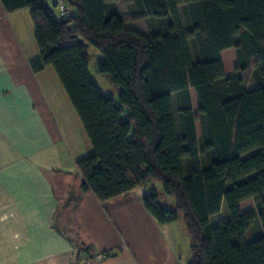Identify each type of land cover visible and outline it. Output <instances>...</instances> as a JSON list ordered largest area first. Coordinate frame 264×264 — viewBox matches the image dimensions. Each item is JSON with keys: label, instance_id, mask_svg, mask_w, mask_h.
I'll list each match as a JSON object with an SVG mask.
<instances>
[{"label": "trees", "instance_id": "trees-1", "mask_svg": "<svg viewBox=\"0 0 264 264\" xmlns=\"http://www.w3.org/2000/svg\"><path fill=\"white\" fill-rule=\"evenodd\" d=\"M69 2L76 15L62 19L46 0H0L6 14L29 11L39 51L30 67L54 70L90 141L76 163L82 191L103 204L149 188L144 207L159 224L181 219L188 264H264V0H125L150 38L125 28L117 0ZM90 47L118 102L90 79ZM229 49L237 65L226 75ZM247 200L254 209L241 213ZM223 206L228 220L211 227ZM257 221L263 235L253 238Z\"/></svg>", "mask_w": 264, "mask_h": 264}, {"label": "crops", "instance_id": "crops-1", "mask_svg": "<svg viewBox=\"0 0 264 264\" xmlns=\"http://www.w3.org/2000/svg\"><path fill=\"white\" fill-rule=\"evenodd\" d=\"M117 8L127 30L150 38L148 22L133 20L125 0H117ZM88 51L101 61L97 50ZM38 54L29 11L6 14L0 4V264H188L190 241L181 219L159 224L144 207L149 188L103 204L82 191L76 163L92 147L54 70L33 73L29 62ZM225 55L234 70L235 50L221 53L229 75ZM94 74L99 90L98 83L108 86L96 69ZM190 97L193 106V90ZM152 186L161 204L162 190ZM169 204L164 207L171 211L174 201ZM239 209L252 211L253 200ZM228 218L223 206L210 226ZM250 232L253 238L263 235L256 222ZM96 254L106 259L98 262Z\"/></svg>", "mask_w": 264, "mask_h": 264}, {"label": "rangeland", "instance_id": "rangeland-1", "mask_svg": "<svg viewBox=\"0 0 264 264\" xmlns=\"http://www.w3.org/2000/svg\"><path fill=\"white\" fill-rule=\"evenodd\" d=\"M228 55H225L224 57V62H226V65L228 66V68H231V65L229 66L228 65ZM98 63V59L97 57H94V56H91V60L89 62V74H90V77L92 78L91 80H95V74H94V69H96V65ZM231 70H233V67L231 68ZM231 72V71H230ZM53 73V72H52ZM54 76V79L57 81V78L55 76V74H53ZM243 79H244V84H245V87L249 90V89H252V87L255 85L253 79H252V66L243 74ZM106 81V80H105ZM108 86H103V85H100L98 83V86H100V90H101V94L104 95V96H109L112 94L113 91H115V89L110 85L108 84V82H106ZM57 84L59 85L60 87V84L59 82L57 81ZM112 91V92H111ZM117 92V91H116ZM115 93V92H113ZM116 96L115 97V100L116 102H118V98H117V95H114ZM193 112L195 115H197V107H196V101L193 102ZM196 130H197V134L198 136H200V126H199V123L197 122L196 123ZM155 186H157L158 188H161V186L158 184V183H154ZM163 195V194H162ZM161 204L163 206H167V205H170L169 203L173 202V200L169 197H166L163 195V198H161L160 200ZM251 203V202H250ZM249 205H252V204H247L244 209H249ZM225 213L227 215V210H225ZM256 223L259 224V222L257 221Z\"/></svg>", "mask_w": 264, "mask_h": 264}, {"label": "built area", "instance_id": "built-area-1", "mask_svg": "<svg viewBox=\"0 0 264 264\" xmlns=\"http://www.w3.org/2000/svg\"><path fill=\"white\" fill-rule=\"evenodd\" d=\"M47 3L52 6L58 16L62 19H71L76 15L75 9L71 6L69 0H46ZM93 258L98 261L102 262L106 259L104 254H96Z\"/></svg>", "mask_w": 264, "mask_h": 264}, {"label": "water", "instance_id": "water-1", "mask_svg": "<svg viewBox=\"0 0 264 264\" xmlns=\"http://www.w3.org/2000/svg\"><path fill=\"white\" fill-rule=\"evenodd\" d=\"M78 43H82V40H78ZM85 47H88V45H84Z\"/></svg>", "mask_w": 264, "mask_h": 264}]
</instances>
